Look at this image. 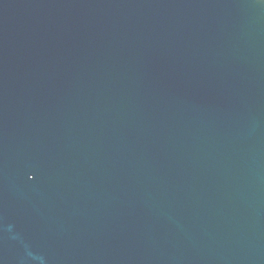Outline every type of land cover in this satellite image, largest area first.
I'll list each match as a JSON object with an SVG mask.
<instances>
[{"label": "water", "instance_id": "1", "mask_svg": "<svg viewBox=\"0 0 264 264\" xmlns=\"http://www.w3.org/2000/svg\"><path fill=\"white\" fill-rule=\"evenodd\" d=\"M0 264H264V0H0Z\"/></svg>", "mask_w": 264, "mask_h": 264}]
</instances>
